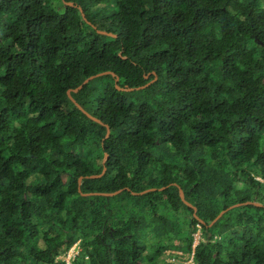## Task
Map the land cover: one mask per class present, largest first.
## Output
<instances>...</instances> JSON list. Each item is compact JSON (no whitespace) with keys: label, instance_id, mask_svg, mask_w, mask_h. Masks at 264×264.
<instances>
[{"label":"trees","instance_id":"16d2710c","mask_svg":"<svg viewBox=\"0 0 264 264\" xmlns=\"http://www.w3.org/2000/svg\"><path fill=\"white\" fill-rule=\"evenodd\" d=\"M182 259L264 264V0H0V264Z\"/></svg>","mask_w":264,"mask_h":264},{"label":"water","instance_id":"95a60500","mask_svg":"<svg viewBox=\"0 0 264 264\" xmlns=\"http://www.w3.org/2000/svg\"><path fill=\"white\" fill-rule=\"evenodd\" d=\"M98 32H100V33H105L104 31H98ZM108 34H110V33H108ZM104 73H106V72H101V73H96V74H94V75H90V76H88V77H86L84 80H82V82L79 84V85H77L74 89H73V91L75 92V91H77V90H79L80 88H81V86H82V84H84V83H86L88 80H90V79H92L93 77H95V76H99V75H101V74H104ZM117 80V78L115 77V81ZM117 87V86H116ZM118 89H123V90H126V91H129V90H132L133 88H131V87H124V88H119V87H117ZM73 102H74V104L84 113V114H86L89 118H91V119H93V120H95V121H98V122H100L98 119H96V118H94V117H92L91 115H89L88 113H86L79 105H77V103H75V101L73 100V99H71ZM108 133V128L106 127V134ZM119 190H117V191H114V192H111V193H101V194H103V195H105V196H108V195H112V194H114V193H116V192H118ZM177 194H178V197H179V199L183 202V203H185L186 205H188V206H190V204L187 202V201H185L184 200V198H183V195H182V192H181V190H180V188H178L177 187ZM254 204H257L258 205V203H254ZM236 205H238V203H235V204H233V205H231V206H229V207H232V206H236ZM223 211L224 210H221L215 217H214V219L210 222V223H212V222H214L222 213H223Z\"/></svg>","mask_w":264,"mask_h":264},{"label":"rangeland","instance_id":"374dc122","mask_svg":"<svg viewBox=\"0 0 264 264\" xmlns=\"http://www.w3.org/2000/svg\"><path fill=\"white\" fill-rule=\"evenodd\" d=\"M197 236V235H196ZM68 252L70 253V252H72V247L71 248H69V250H68ZM66 257V256H65ZM185 260L184 259H182V262H178V264H185Z\"/></svg>","mask_w":264,"mask_h":264},{"label":"built area","instance_id":"2783aa9c","mask_svg":"<svg viewBox=\"0 0 264 264\" xmlns=\"http://www.w3.org/2000/svg\"><path fill=\"white\" fill-rule=\"evenodd\" d=\"M71 254H72V252L69 253V252L67 251V253H66V255H65L66 257L64 256V259L67 261L68 258L71 256Z\"/></svg>","mask_w":264,"mask_h":264}]
</instances>
